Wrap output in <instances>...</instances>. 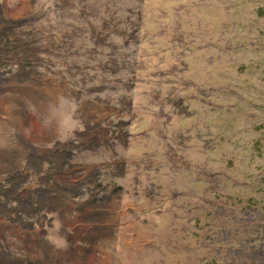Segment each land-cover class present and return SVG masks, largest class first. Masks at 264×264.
<instances>
[{
    "label": "rangeland",
    "instance_id": "obj_1",
    "mask_svg": "<svg viewBox=\"0 0 264 264\" xmlns=\"http://www.w3.org/2000/svg\"><path fill=\"white\" fill-rule=\"evenodd\" d=\"M0 4V81L17 84L0 94V120H12L1 139H51L63 117L78 120L84 131L49 149L68 152L49 155L59 184L85 152H177L184 177L159 191L174 230L144 238L155 247L144 264H264V0ZM18 145L0 150V264H81L66 242H89L75 226L89 206L32 214L29 177L12 174L25 164Z\"/></svg>",
    "mask_w": 264,
    "mask_h": 264
},
{
    "label": "crops",
    "instance_id": "obj_2",
    "mask_svg": "<svg viewBox=\"0 0 264 264\" xmlns=\"http://www.w3.org/2000/svg\"><path fill=\"white\" fill-rule=\"evenodd\" d=\"M16 85L14 79H9L8 82L0 81V94L15 93ZM90 105L95 107L97 103L90 102ZM6 119L8 118L0 120V124L12 122L10 119L5 121ZM80 126L78 120L66 115L58 122L59 132L54 138L50 139L46 132L34 137L26 134L19 141L16 138H0V150H16L19 143L21 151L25 152V164L12 174L23 173L29 177L24 203L32 209L35 216L44 215L43 206L48 201L63 200L64 204H71L73 207L89 206L88 211L92 215L75 224L83 229L89 242L75 239L66 242L67 247L83 251L81 264H144L145 249L149 247L150 252L155 251L153 245L145 248L144 238L158 237L161 233L168 235L174 230L170 228L169 214L163 210L170 197L160 194L159 191L169 192L176 186L178 177H184V171L178 166V154L85 152L86 164H77L73 168L78 176L68 180L64 176L65 184H59L56 180L58 178L54 176V164L51 167L49 165V155L61 158V153L68 152H49L50 146H55L52 150L60 148L70 141L66 135L68 131H84ZM71 139L73 143L79 141L78 138ZM33 149L41 152H31ZM1 174L0 171V178ZM65 174L68 172H64ZM194 185V191L202 187L199 182ZM180 188L183 195L185 186ZM19 189L15 185L11 191L18 192ZM199 192L201 193V190ZM184 196L193 197L190 193ZM155 197L159 202H154ZM78 212L73 210V215L79 218ZM190 263L195 264L194 259L190 260ZM51 264L57 263L52 259Z\"/></svg>",
    "mask_w": 264,
    "mask_h": 264
}]
</instances>
